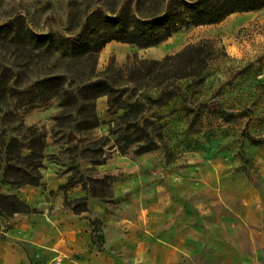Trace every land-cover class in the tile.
<instances>
[{"label":"rangeland","instance_id":"rangeland-1","mask_svg":"<svg viewBox=\"0 0 264 264\" xmlns=\"http://www.w3.org/2000/svg\"><path fill=\"white\" fill-rule=\"evenodd\" d=\"M120 2L0 0V23L21 16L37 33L75 37L91 12L113 14ZM200 42L212 53L201 74L182 76V59L152 63ZM101 51L30 57L20 39L0 36V193L17 188L8 182L54 172L61 182L54 196L68 205L86 198L100 210L97 231L137 225L144 238L156 230L158 239L192 245L190 264H218L224 252L236 262L237 245L256 250V264H264L256 234L232 226L264 216V8L182 28L157 47L119 42L105 60ZM10 64L15 75L4 69ZM48 73L64 75L70 94L46 98L34 81ZM99 80L109 96L79 90ZM93 114L100 123L90 127ZM32 144L43 154L38 170L25 157ZM140 145L156 147L139 153ZM42 183L23 186L43 190ZM8 216L0 215V225Z\"/></svg>","mask_w":264,"mask_h":264},{"label":"trees","instance_id":"trees-1","mask_svg":"<svg viewBox=\"0 0 264 264\" xmlns=\"http://www.w3.org/2000/svg\"><path fill=\"white\" fill-rule=\"evenodd\" d=\"M120 3V9L112 10L113 14L105 13L101 8L91 12L83 30L75 37H67L57 32L37 33L26 24L21 16H12V18L1 22L0 36L3 39H20L23 48L29 53L30 57L32 55L38 56L41 52H45L50 56L55 53L84 56L99 53L110 41L136 44L142 48L156 46L182 28L215 24L233 13L251 12L264 8V0H121ZM89 32L96 35L93 44H90L87 40ZM204 51L203 42L191 44L175 55H167L163 60H153L152 63L155 66L165 67L170 61L182 59L188 68L185 67L181 75H198L201 74L212 58V53L205 55ZM194 63L197 64L196 68L193 66ZM4 69L15 75V66L12 64L5 66ZM66 80V77L62 74L48 73L36 79L34 84L46 98L63 97L70 94L66 86ZM9 87L15 95V87ZM88 89L93 90V97L95 98L102 95L109 96V92L111 93L105 80L85 84L79 90ZM108 103L112 105L111 97H109ZM93 117L94 121L89 125L90 127L98 126L100 123L96 114H93ZM145 121H148V118H145ZM138 127L140 128V126ZM134 141L129 140L127 145ZM117 146L122 150L125 148V146L119 144ZM155 147L140 145L138 152H148L155 149ZM25 157L34 160L30 166L32 170H38L43 166L42 162L35 161L42 158L43 154L42 152H36L33 144L31 152ZM242 158L245 157L242 156ZM104 162L105 159L99 163ZM41 179L40 175L36 177L29 174L21 180L8 183L14 187L25 184L39 185ZM69 205L77 213L88 209L86 198L74 200ZM30 211L29 204L16 194L0 193V215Z\"/></svg>","mask_w":264,"mask_h":264},{"label":"crops","instance_id":"crops-1","mask_svg":"<svg viewBox=\"0 0 264 264\" xmlns=\"http://www.w3.org/2000/svg\"><path fill=\"white\" fill-rule=\"evenodd\" d=\"M118 43L108 42L101 51V60H105ZM42 179L43 190L38 186H20L1 192L16 194L29 206H42V209L40 212H17L4 218L5 223L0 225V264H190L193 261L188 256L192 245L183 240L174 242L170 235L158 239L156 230H147L144 238L137 225H120L113 233L97 231L93 221L100 210L88 208L81 213L75 212L61 201L58 193L53 195L56 184L61 183L57 174L46 173ZM234 221L232 226H242L250 235L255 233L259 239V242L254 240L258 242L256 245L264 246V216L258 221ZM237 247L236 262L229 261L224 252L226 256H222L218 264L260 262L256 250L249 254L239 245ZM196 252L200 253V246Z\"/></svg>","mask_w":264,"mask_h":264},{"label":"built area","instance_id":"built-area-1","mask_svg":"<svg viewBox=\"0 0 264 264\" xmlns=\"http://www.w3.org/2000/svg\"><path fill=\"white\" fill-rule=\"evenodd\" d=\"M58 264V262H56Z\"/></svg>","mask_w":264,"mask_h":264}]
</instances>
